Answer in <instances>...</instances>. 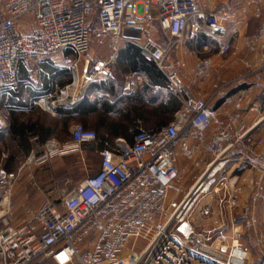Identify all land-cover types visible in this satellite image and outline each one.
<instances>
[{
  "label": "built area",
  "instance_id": "obj_1",
  "mask_svg": "<svg viewBox=\"0 0 264 264\" xmlns=\"http://www.w3.org/2000/svg\"><path fill=\"white\" fill-rule=\"evenodd\" d=\"M263 7L264 0H245L243 9L260 16ZM95 14L99 43L111 37L112 54L97 64L93 77L111 74L127 33L142 31L150 21H157L170 38L196 41L205 34L216 39L222 55L237 51L234 38L239 30L230 25L232 14L225 7L208 11L198 0H0V131L10 124L1 107L3 95L17 86L22 66L39 71L42 62L63 55L71 69L72 82L58 97L39 99L40 105L76 104L98 96L88 95L93 77L82 81L78 69L91 47ZM245 46L256 60L245 59L241 76L223 82L218 77L208 99L197 97L177 72H166V89L182 103L173 119L158 131L141 128L132 144L117 139L100 150L96 173L58 203L47 199L36 208L26 206L18 225L11 224V216L21 172L53 156L81 151L82 145L97 140V133L77 123L69 141H46L42 154L32 152L18 171L0 166V264H264L250 261L243 249L244 230L255 233L254 248L264 245V235L257 234L259 205L264 206V111L251 85L229 96L251 78L264 82V23ZM140 47L164 70L169 50L151 39ZM212 70L210 57L194 68L205 79L211 78ZM144 80L137 72L126 75L125 91L136 90ZM79 88L85 90L81 96ZM221 99L232 105L223 116L216 107ZM251 111L256 117L247 124ZM189 177L194 182L185 192ZM247 180L250 194L241 204L237 183ZM208 195L216 197L215 202L200 205L198 213L214 219V226L199 231L191 217ZM226 219L231 220L230 234Z\"/></svg>",
  "mask_w": 264,
  "mask_h": 264
},
{
  "label": "crops",
  "instance_id": "obj_2",
  "mask_svg": "<svg viewBox=\"0 0 264 264\" xmlns=\"http://www.w3.org/2000/svg\"><path fill=\"white\" fill-rule=\"evenodd\" d=\"M198 1L208 11L225 7L232 14L230 25L236 26L239 30V35L234 38V45L237 47L235 54L222 55L219 52V43L208 35H200L196 41L170 38L164 34L157 21H150L143 25L142 31L133 30L127 33L121 42L118 56L111 64V74L102 73L93 77L97 71V64L108 59L112 54L108 46L111 37H106L104 44L99 43L100 29L99 22H96L92 28L93 37L90 50L80 58L78 69L82 81L93 77V81L86 89L88 95L97 93L98 96H87L76 104L56 102V105L53 106L48 102L40 105L39 99L58 97L61 91L72 82L71 69L64 64L63 55H57L51 60L42 62L39 71H36L35 67L22 66L18 84L13 89L16 92L15 96L10 97L13 90L8 91L3 95L1 101V107L10 124L8 128L0 131V135L3 136V139H0V166L3 167L8 163L10 171H18L32 152L37 155L42 154L45 143L41 144V139L44 138L45 142L55 139L63 144L71 139V130L77 123L97 131L99 136L98 142L95 143L97 151L102 150L107 144V146H113L117 139L133 143L138 132L136 133L131 124L142 126L148 131L158 130L160 125L172 120L166 119L171 114L165 115L161 110L165 100L170 96L175 97L162 83L165 78L167 80L166 72H177L197 97L206 99L214 92L213 83L217 81L218 77L220 82H223L245 74V59L256 60L257 58L247 50L245 44L264 23V7L262 14L256 16L252 11H244L245 0ZM148 39L153 40L166 51L169 50L164 70L157 65L156 72L151 67H148L150 73L147 72L148 62L153 61L147 59L139 50L140 45ZM67 53L74 56L70 50ZM204 57H210L213 60L212 76L209 79L199 77L194 72L198 61ZM134 72L144 75L145 80L136 90L127 92L124 89L125 76ZM151 73L158 75H152L154 76L152 77ZM155 76H157L156 79ZM250 85L254 98L264 111V82L255 83L251 78L247 84L231 90L229 96L234 98L239 89ZM84 92V88H79L77 94L81 96ZM77 104L78 111L75 112L74 108ZM216 107L219 108V113L223 116L227 110L232 108V105L228 100L221 99L216 103ZM89 108L93 109L91 113L86 112ZM135 108L137 111H133ZM178 110L179 108L175 112ZM67 113H72L73 118L69 121L68 126L64 127L62 121ZM255 117V112H248L246 123L251 124ZM115 124L118 125L115 126ZM21 141L24 142L23 146L19 143ZM106 141L113 142L105 143ZM28 168L30 167H26V169ZM237 173L244 176L249 175L246 171H237ZM237 186L239 188L238 200L243 204L248 201L251 183L249 180L240 181ZM26 198L23 205L27 202ZM211 200H213V196L207 202H212ZM33 207L37 206L33 205ZM218 212L216 208L215 214ZM259 215L260 224L257 234L261 236L264 235V206L262 204L259 205ZM213 220L203 219L204 230L214 226ZM236 220L239 226H243L240 215H236ZM194 221L197 222V220ZM224 225L225 231L230 234L231 220H224ZM255 236L254 232L244 230L243 249L250 261L261 263L264 260V245L258 249L254 248L253 239Z\"/></svg>",
  "mask_w": 264,
  "mask_h": 264
},
{
  "label": "rangeland",
  "instance_id": "obj_3",
  "mask_svg": "<svg viewBox=\"0 0 264 264\" xmlns=\"http://www.w3.org/2000/svg\"><path fill=\"white\" fill-rule=\"evenodd\" d=\"M96 22L97 18L94 17L92 19V24ZM99 166V152L96 149L84 145L81 151L56 155L39 165H32L30 168L23 170L13 190L14 208L11 216V224H20L25 215L24 209L26 206L33 207V205H36L38 207L47 199L58 203L88 176L96 173ZM194 173H197V171H194ZM229 178H231V176H229ZM32 179L37 182V186L33 185ZM193 182V177H189L185 185V192ZM181 196L182 194L180 197ZM210 197H212V195H208L201 199L191 217L194 223V220H197L195 224H197V229L199 231H203L205 225L203 224L204 218L198 213V208L205 203V201L207 202L210 200ZM25 198L27 202L23 205ZM173 198L174 193L171 192L169 203L172 204ZM215 199L216 197H213L211 201L215 202ZM140 244L141 247L145 245L143 242H140ZM128 246L131 247V243H129Z\"/></svg>",
  "mask_w": 264,
  "mask_h": 264
},
{
  "label": "trees",
  "instance_id": "obj_4",
  "mask_svg": "<svg viewBox=\"0 0 264 264\" xmlns=\"http://www.w3.org/2000/svg\"><path fill=\"white\" fill-rule=\"evenodd\" d=\"M97 18V22H98V14H95L94 16H93V18ZM92 26H93V24H92ZM203 35H205V34H203ZM139 51H141V48H140V50ZM148 67L150 68H153L154 70L153 71H155L156 72V70L158 69V67H157V64L153 61V62H151V63H149L148 62V65H147V72L149 71V73H150V70H148ZM152 75H158V74H154V73H151V76ZM152 77H154V76H152ZM156 77L157 76H155V79H156ZM166 79V78H165ZM163 80L162 81V83H164V85H165V87H166V85H167V81L168 80ZM9 91H11V90H9ZM8 92V91H7ZM15 94H16V92L13 90V91H11V95H10V97H12V96H15ZM176 97V96H175ZM174 96H170L167 100H165V102L162 104V113H164L165 115H169V114H171L170 116H168V118H166V119H173V117H174V115H175V111L179 108H181V106H182V103H181V101L179 100V98L178 97H176L175 98ZM13 98V97H12ZM77 106H78V104L75 106V108H74V110H75V112H76V110H77ZM160 109V108H159ZM158 109V110H159ZM137 111V109L135 108V109H133V111ZM78 111V110H77ZM93 111V109L92 108H89L88 110H86V112H88V113H91ZM130 111H132V110H130ZM73 115H72V113H67L66 114V116L63 118V125H64V127H67L68 126V123H69V121L71 120V118H73L72 117ZM170 121H166L163 125H160V127L158 128V130L160 129V128H162L163 126H165V125H167L168 123H169ZM84 125V124H83ZM118 124H115V126H117ZM85 126V125H84ZM131 126L133 127V129L136 131V133L137 132H139V130L141 129V128H143L142 126H137V125H135V124H131ZM86 127V126H85ZM135 127V128H134ZM86 128H88V127H86ZM144 129V128H143ZM146 130V129H145ZM158 130H156V131H158ZM148 131V130H147ZM150 132H154V131H150ZM96 133H97V131H96ZM98 138H99V136H98V133H97V140L96 141H94V142H90V143H86V144H84V145H87V147H90V148H93V149H96L97 150V146L95 145V143L96 142H98ZM0 139H3V136L2 135H0ZM111 142H113V141H106L105 143H111ZM22 146L24 145V142L23 141H21V142H19ZM45 143V139L43 138V139H41V144H44ZM130 144V143H129ZM132 144V143H131ZM84 145H82V146H84ZM108 145V144H107ZM106 145V147H108ZM105 148V147H104ZM100 151V150H99ZM98 151V152H99ZM10 165L7 163V164H5V165H3V168H5L7 171H10V167H9Z\"/></svg>",
  "mask_w": 264,
  "mask_h": 264
}]
</instances>
